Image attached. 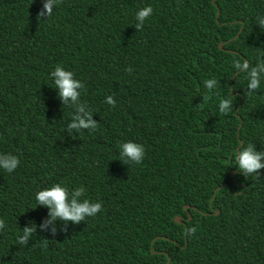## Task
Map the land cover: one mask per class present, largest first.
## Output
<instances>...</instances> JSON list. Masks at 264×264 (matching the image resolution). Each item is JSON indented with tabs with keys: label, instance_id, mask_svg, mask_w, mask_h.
<instances>
[{
	"label": "trees",
	"instance_id": "1",
	"mask_svg": "<svg viewBox=\"0 0 264 264\" xmlns=\"http://www.w3.org/2000/svg\"><path fill=\"white\" fill-rule=\"evenodd\" d=\"M43 3L0 0V154L20 161L0 168V264H264V169L235 162L248 144L264 151V74L248 95L234 67L264 61V0H61L38 19ZM57 65L84 84L95 131L69 130ZM127 142L142 162L121 159ZM56 183L101 211L42 228L35 196Z\"/></svg>",
	"mask_w": 264,
	"mask_h": 264
},
{
	"label": "clouds",
	"instance_id": "2",
	"mask_svg": "<svg viewBox=\"0 0 264 264\" xmlns=\"http://www.w3.org/2000/svg\"><path fill=\"white\" fill-rule=\"evenodd\" d=\"M61 0H44L43 9L38 13V19L47 16L51 17L53 8L57 6ZM153 13L151 6H146L140 9L136 13L135 27L137 31L142 30L144 21L149 18ZM259 24L264 28V19H259ZM234 67L247 75L249 81L247 85V94L251 95L255 90L260 87L261 74H264V61H260L256 66H250L248 62L234 61ZM130 73L131 69H127ZM51 77L54 79L56 89L59 90V99L64 102L65 106L76 109V115L72 116L73 121L69 126V130L75 129L78 132L80 130L90 129L95 131L98 128V124L92 120L91 110L85 109L80 103V90L84 88V84L74 78V74L71 71L65 70L62 66L57 65L54 71L51 72ZM205 86L208 89H213L217 81L215 79L206 80ZM71 102V103H69ZM106 102L115 107V101L111 96L106 97ZM232 110V100L222 99L219 103V111L222 114H228ZM83 114V115H81ZM121 159L128 157L124 160L125 163L134 162L140 163L144 159L145 149L142 145L127 142L121 146ZM264 151H257L256 146L248 144L246 147H242L235 155V162L238 169L245 174V176L251 174H259L260 169H264ZM20 161L17 156L11 154H0V168L4 171L11 173L18 167ZM85 194L83 186L73 189L69 192L68 187L62 186L61 183H56L44 190L37 192L35 199L39 206H44L49 211L50 219L47 220L42 228H46L49 224L53 225V234H55V221L59 218L65 223L71 221L79 224L84 221L86 217H94L101 211V203H90L88 199H84L83 202H79L78 198ZM5 228V221L0 219V229ZM23 235L19 237L18 243L21 245L27 244L29 237L36 232V225L34 222H29V226L23 228ZM195 228L189 230L190 234H194Z\"/></svg>",
	"mask_w": 264,
	"mask_h": 264
},
{
	"label": "water",
	"instance_id": "3",
	"mask_svg": "<svg viewBox=\"0 0 264 264\" xmlns=\"http://www.w3.org/2000/svg\"><path fill=\"white\" fill-rule=\"evenodd\" d=\"M213 3H215V2H213ZM220 49H223V45H220ZM188 209V207H186V210ZM190 219H191V216H190ZM176 222L177 223H179V224H181L182 223V220H181V218H176Z\"/></svg>",
	"mask_w": 264,
	"mask_h": 264
}]
</instances>
